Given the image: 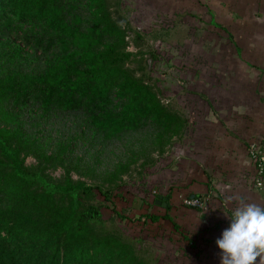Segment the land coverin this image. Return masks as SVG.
<instances>
[{"label":"trees","instance_id":"trees-1","mask_svg":"<svg viewBox=\"0 0 264 264\" xmlns=\"http://www.w3.org/2000/svg\"><path fill=\"white\" fill-rule=\"evenodd\" d=\"M126 37L108 0H0V264H148L87 200L108 190L70 175L84 161L77 143L96 148L87 173L120 147L103 169L111 185L147 145L162 152L183 137L186 118L131 67ZM55 116L81 123L50 146ZM57 168L56 180L46 171Z\"/></svg>","mask_w":264,"mask_h":264},{"label":"rangeland","instance_id":"rangeland-1","mask_svg":"<svg viewBox=\"0 0 264 264\" xmlns=\"http://www.w3.org/2000/svg\"><path fill=\"white\" fill-rule=\"evenodd\" d=\"M108 2L127 33V50L134 54L131 67L154 86L170 110L183 114V110L186 113L187 109L205 107L207 102L197 100V96H252L255 100L264 96L261 0ZM49 123L47 143L51 146L81 122L74 116L68 121L55 116ZM181 140L174 139L162 152L147 145L139 160L111 185L104 181L103 169L121 157L120 147L108 145L94 173H87L86 165L95 164L90 155L96 148L87 141L74 147V153L84 161L77 171L71 170L72 179L100 184L108 190V199L94 191L87 200L101 207L104 227L117 232L148 264H199L204 258L210 259V249L203 246L211 239L199 229L204 198H199L202 208L190 206L186 203L190 197L170 181L175 179L171 167L180 156L177 145ZM36 163L33 156L24 161L28 168ZM46 172L56 180L63 175L62 168ZM152 215L160 218L152 221Z\"/></svg>","mask_w":264,"mask_h":264},{"label":"crops","instance_id":"crops-1","mask_svg":"<svg viewBox=\"0 0 264 264\" xmlns=\"http://www.w3.org/2000/svg\"><path fill=\"white\" fill-rule=\"evenodd\" d=\"M197 97L207 104L182 112L187 127L177 145L180 156L171 167L175 179L170 181L184 195L204 198L199 229L211 239L203 246L210 249V259L198 263L220 264L221 250L215 241L229 226L237 198L264 207V188L253 185L255 165L247 151L250 142L264 138V96L256 100L252 96Z\"/></svg>","mask_w":264,"mask_h":264},{"label":"clouds","instance_id":"clouds-1","mask_svg":"<svg viewBox=\"0 0 264 264\" xmlns=\"http://www.w3.org/2000/svg\"><path fill=\"white\" fill-rule=\"evenodd\" d=\"M229 217V226L215 241L220 264H264V207L240 197Z\"/></svg>","mask_w":264,"mask_h":264},{"label":"built area","instance_id":"built-area-1","mask_svg":"<svg viewBox=\"0 0 264 264\" xmlns=\"http://www.w3.org/2000/svg\"><path fill=\"white\" fill-rule=\"evenodd\" d=\"M248 153L255 165L253 185L258 188H264V138L262 143H250ZM186 203L194 207H203L200 199L195 197L189 198Z\"/></svg>","mask_w":264,"mask_h":264},{"label":"water","instance_id":"water-1","mask_svg":"<svg viewBox=\"0 0 264 264\" xmlns=\"http://www.w3.org/2000/svg\"><path fill=\"white\" fill-rule=\"evenodd\" d=\"M163 206H166V202L163 203Z\"/></svg>","mask_w":264,"mask_h":264}]
</instances>
